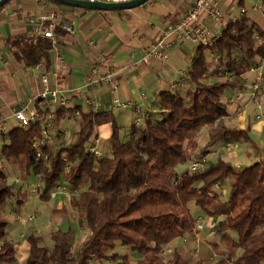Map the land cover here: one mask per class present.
I'll return each instance as SVG.
<instances>
[{"label":"trees","instance_id":"16d2710c","mask_svg":"<svg viewBox=\"0 0 264 264\" xmlns=\"http://www.w3.org/2000/svg\"><path fill=\"white\" fill-rule=\"evenodd\" d=\"M53 30L60 34L63 29L55 25ZM8 44L26 67L42 62L53 49V41L45 37L19 35ZM212 57H217L213 70ZM260 58L264 59V31L243 15L229 22L212 45L198 48L188 72L196 89L186 95L163 91L155 103L156 112L144 116L142 128L133 124L126 140L113 112L103 105L97 111H83L79 106L55 111L57 121L80 112L75 139L55 147L33 146L41 136L39 124L15 127L4 134L0 160H24L27 172L41 179L43 201L68 184L71 204L90 230L73 255L69 231L53 232L52 247L29 236L25 264H101L108 259L113 264H184L178 252L169 258L162 252L177 238L194 239L197 219L192 205L221 218L217 236L226 246L223 250L221 244H204L195 264H264V161L242 170L222 159L211 160L199 172L186 167L204 128L208 142L202 153L222 140L249 138L247 131L226 124L223 97ZM36 106L41 113L47 112ZM103 124L112 128L111 155L97 157L87 147ZM229 179L230 195L223 200L214 187ZM15 194L0 166V264L17 261L16 246L7 238L8 223L2 217L4 205ZM117 245L129 248L137 260L131 262L125 255L118 262V255L111 253ZM215 255L218 259L213 262Z\"/></svg>","mask_w":264,"mask_h":264},{"label":"crops","instance_id":"0c3cea01","mask_svg":"<svg viewBox=\"0 0 264 264\" xmlns=\"http://www.w3.org/2000/svg\"><path fill=\"white\" fill-rule=\"evenodd\" d=\"M25 1L27 3L24 2L20 8L15 9L17 4L14 0L0 8V115L5 119L8 131L20 126L13 117V113L21 107H27L29 114L35 113L40 119L45 120L50 113L59 109L66 110L79 106L83 111H87V101L92 98L100 101L101 106L103 105L106 110H111L119 126L123 127L131 114L138 115L137 109L143 117L147 113H155V103L163 91L170 90L186 95L196 89L188 75L199 48L194 42L186 40L177 43L166 62L152 60L144 63L142 60L143 49L154 45L167 25L182 20L187 11L193 7L195 0H150L144 5L131 9L93 10L95 13L92 14L90 10L84 9L83 15L87 17L86 20L83 16L81 19L75 16L79 12L74 9L62 10L60 7L62 4L54 1ZM213 1L224 13V19L219 24H215L205 15L203 16L210 30L211 41L221 36L229 22L236 21L243 15L257 23L264 31V1ZM258 4L262 5L263 10L256 8ZM25 10L28 11V17L21 18ZM242 10L245 12L242 13ZM51 13L59 14L52 22L62 27V33L55 34L53 49L47 58L34 67H26L10 51L8 40L19 35L30 36L28 19L33 17L40 20L41 17ZM66 13L69 15H65ZM67 25L72 31L66 29ZM102 54L110 55L112 67L120 72L110 84L88 88L85 84L91 74V67ZM212 55L210 53V56ZM59 56L67 62L68 70L61 72L52 84L59 86L60 94L63 95H69L71 89L76 90L70 95L67 107L58 103H48L38 98L42 90L40 75L47 70H54ZM212 59L211 70L216 66L217 57H212ZM256 65L260 68L249 69L241 76V82L227 89L224 95V102L227 105L226 124L247 131L249 138L239 141L222 140L209 150L218 151L213 161L222 159L230 162L236 170H242L256 162L264 161V90L256 94V97L253 90L259 74L264 75V59H258ZM105 71L104 68H100L101 74ZM113 85L119 86L116 94L112 90ZM238 89H241L242 96L236 99L235 94ZM115 96L123 102H132L133 106L126 108L112 106ZM37 103L42 110L47 112L41 113L36 106ZM259 103L262 113L258 109ZM79 114L77 110L71 117L67 116L58 121L54 119L50 132L58 135L62 143L69 142L67 137L70 130L74 128V125L70 123V118L78 119ZM111 134L110 124H103L98 128V135L101 139H109ZM3 137L4 135L0 134V149ZM197 142L198 149L202 150L200 138ZM0 164L4 168L17 170L16 181L20 185L15 188V197L9 200L6 203L7 206L2 209V217L8 223L7 238L14 242L17 250L15 264H19L24 257L26 261L30 250L29 236L40 238L41 245H43L45 239L51 238L52 233L58 229L71 233L70 253L72 255L77 253L89 237L90 230L81 213L72 206V192L67 185H60L51 193L49 200L43 201L40 199L41 179L33 171L27 172L24 160L1 159ZM225 183L218 184L214 189L223 194ZM191 207L196 214V219L201 217L206 221L218 222L221 219L216 215L205 214L195 205ZM195 238L188 241L186 245L191 251L197 248L199 251L194 255L199 257L204 244L221 243L218 236H211L208 231L195 235ZM182 246L186 247L184 244ZM182 246L177 248H182ZM167 248L168 245L164 249L170 252L171 249ZM131 256L132 258H129L131 262L138 258L135 253H131ZM107 264H112L110 259L107 260Z\"/></svg>","mask_w":264,"mask_h":264},{"label":"built area","instance_id":"2783aa9c","mask_svg":"<svg viewBox=\"0 0 264 264\" xmlns=\"http://www.w3.org/2000/svg\"><path fill=\"white\" fill-rule=\"evenodd\" d=\"M1 1V0H0ZM89 2H106V3H126L130 0H84ZM261 2L264 0H260ZM257 9L263 10L261 4L256 5ZM245 10H242L244 13ZM209 18L213 23L219 24L224 19V13L220 10L217 3L213 0H195L193 7L187 11L182 20L177 23H171L165 27L158 41L151 47L143 49L142 60L144 63H149L152 60H160L166 62L169 60L170 53L174 46L181 42L190 40L194 42L198 47L210 46L212 41L210 40V30L206 25L203 16ZM59 16L58 13H51L50 15L43 16L40 20L35 18L28 19V25L30 26L31 37H45L52 41H55L54 26L52 22ZM66 29L72 31L69 25ZM112 59L108 54L100 55L96 63L91 67V74L87 83L85 84L88 88H94L101 85L110 84L113 79L119 74L120 70L112 67ZM253 65L251 70L259 69ZM100 68H104L105 73H100ZM68 70V64L63 57L59 56L57 64L54 70H47L40 75L42 82V90L38 94V98L42 101L58 103L63 107H67L70 102V95L75 93V89L69 91V95L60 94L61 91L59 86H53L52 81L57 80L59 74L63 71ZM119 86L113 85V92H118ZM254 95H258L264 90V75L259 74L258 81L253 85ZM242 96L241 89H238L235 94V98L239 99ZM88 109L97 111L101 107L100 101L92 98L87 101ZM112 106L114 107H130L133 106L130 101H121L117 96L113 99ZM259 112L262 113V107L259 103ZM240 110H242L240 108ZM137 117L135 123L138 125L144 124V117L140 110L137 109ZM13 117L19 122L20 127L27 128L31 125L39 124L41 127V136L33 141V146L36 149L42 147L51 146L55 147L58 144H62V140L58 135H54L50 132L53 127V121L55 114L50 113L45 120L38 117L37 114H29L27 107H21L13 113ZM8 133V128L5 119L0 115V134L4 135ZM100 139L95 137L87 147V151L97 157H103L104 154L99 147ZM218 154V151H208L200 156L192 155L188 162V169L191 172H199L203 170L206 165ZM41 154L39 153L38 156ZM216 184L215 186H217ZM217 224L218 221H206L199 217L197 218V224L195 228V235L201 234L204 231H208L209 235L217 236ZM186 242L187 239L184 238ZM216 256V255H215ZM214 256V257H215Z\"/></svg>","mask_w":264,"mask_h":264},{"label":"rangeland","instance_id":"374dc122","mask_svg":"<svg viewBox=\"0 0 264 264\" xmlns=\"http://www.w3.org/2000/svg\"><path fill=\"white\" fill-rule=\"evenodd\" d=\"M14 1L17 4L15 9L16 8H20L24 4V2L27 3L25 0H14ZM33 1H35V0H33ZM60 7H61L62 10H65V11H70V10H73V9L76 10L79 13L77 15H75V16L79 17V19H81L82 16H83L84 20H86V18H87L86 16L83 15V13L85 12L84 9L72 8L71 6H67V5H60ZM88 10H90V9H88ZM89 12L91 14L95 13L93 10H90ZM67 14L68 13H66L65 15H67ZM23 17L24 18L28 17V11L27 10L22 12L21 18H23ZM208 55H209V53H208ZM224 99H225V97H223V100ZM136 117H137L136 114L135 115L131 114L130 115V119H127L125 121L124 126L122 127L121 132H120L121 137H122L123 140H126L128 138L129 128L131 126V123L134 122V120H136ZM70 120H71L70 123H72L74 125L73 126L74 128H72L70 130V134L67 137L68 141H71V140L75 139L76 134H77V132L79 130V120L75 119V118H70ZM134 124H136V123L134 122ZM142 126H143L142 124L138 125L139 128H142ZM98 137H99V135H98ZM198 138H200V145L204 147L207 144V142H208L207 128H204L201 131V133L197 136V139ZM99 139H100V144H99L100 150L102 151V153L105 156H110L111 155V144H110L109 139H101L100 137H99ZM65 140H66V138H65ZM219 143L220 142H218L216 144H219ZM191 154L197 157L199 154H202V151L199 150V149H196V150L191 151ZM191 156H190V158H191ZM0 166L2 167V170L6 173V175L9 177L10 183L13 184L15 186V188L19 187L20 185L17 184V181H16V178H17V175H18L17 170H11V169H8V168H4L1 164H0ZM188 166L189 165L187 164L186 167H188ZM66 185H68V184H66ZM231 185H232V180L231 179L227 180V182L224 185L225 191L223 192V194H221V197H222L223 200H228L229 195H230V191H231ZM6 206L7 205L5 204L4 207H6ZM8 231H9V229L6 228V232H8ZM187 242H188V240L185 242L184 238H182V237L175 239L174 241H172L168 245L167 249H171L170 252L168 250H165V249L163 250V252H162L163 256L165 258H169L175 252H178L181 255V258H182V261H183L184 264H195V262L199 259V256H195L194 254H197V251H199V250L196 248L194 251H191V249L187 248V245H186ZM183 244L186 247H183L182 246ZM220 244H221V249L224 250L226 248V246L222 242ZM43 245L46 246V247H52L53 242H52L51 238L48 237L47 239H45ZM179 246H182V248H177ZM111 253H116L118 255V258L116 259L118 262L121 260L119 257H123L125 255H129V258H132L131 251L129 250V248L121 246V245H117L116 248L113 251H111ZM217 259L218 258L215 256L212 259V261L215 262V261H217ZM116 260H114V261H116ZM103 262L105 264H107V260H104ZM110 262H111V259H110ZM111 263L113 264L114 262H111ZM19 264H25V257H24V259H22V261Z\"/></svg>","mask_w":264,"mask_h":264},{"label":"water","instance_id":"95a60500","mask_svg":"<svg viewBox=\"0 0 264 264\" xmlns=\"http://www.w3.org/2000/svg\"><path fill=\"white\" fill-rule=\"evenodd\" d=\"M11 0H1L0 8L9 3ZM57 2L62 5H67L71 7H78L90 10H100V11H117L135 8L144 5L150 0H130L126 3H106V2H89L84 0H50Z\"/></svg>","mask_w":264,"mask_h":264}]
</instances>
